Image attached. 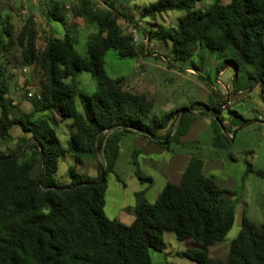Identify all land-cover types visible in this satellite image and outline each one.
<instances>
[{
	"label": "trees",
	"instance_id": "16d2710c",
	"mask_svg": "<svg viewBox=\"0 0 264 264\" xmlns=\"http://www.w3.org/2000/svg\"><path fill=\"white\" fill-rule=\"evenodd\" d=\"M96 1L81 0L73 13L97 26V34L87 43V57L76 52L66 13L58 4L48 20L64 26L63 39L50 38L40 52L35 26L30 23L18 37L23 63L38 65L45 77L44 90L31 103L32 113L13 115L5 100L7 87L0 84V141L10 140L11 130L19 127L26 136L23 146L28 145L19 157L7 159L12 155L0 154V264H151L150 251L163 249L166 233L178 240L192 238L201 247L180 254L183 258L195 264H214L209 248L221 243L235 224V203L226 197L235 193L205 176L199 157L192 156L181 183L166 185L154 204L147 202L143 192L137 193L135 221L130 226L105 215L108 183L93 184L101 179L100 169L96 180L77 172L78 166L102 154L107 176L113 174L124 136L142 134L151 141L153 137L164 141L166 136L159 134L168 131L175 119L174 113L152 117V106L144 95L128 91L122 79L107 75L109 51L123 59H138L143 52L132 36L124 35L114 7L98 11ZM201 1L159 0L145 8V18L171 11L185 13L176 29L160 27L149 38L170 42L177 63L189 62L198 48L219 53L224 59L219 73L233 68L234 84L241 70L250 69L248 81L260 87L264 100V0H229L226 5L214 0L206 11L196 10ZM5 35L12 37L10 28ZM83 72L96 82L97 91L91 96L81 92L75 79ZM55 110L75 130L67 148L57 137L53 120L36 119V115ZM194 111L183 114L171 142L188 133L197 118L191 114ZM213 111L221 113L220 109ZM212 126L213 146L226 150L231 139L215 120ZM67 155L74 159L68 169L71 181L61 185L56 177ZM254 172L248 163L247 174ZM226 264H264V225L258 227L243 216L242 230L231 243Z\"/></svg>",
	"mask_w": 264,
	"mask_h": 264
},
{
	"label": "rangeland",
	"instance_id": "374dc122",
	"mask_svg": "<svg viewBox=\"0 0 264 264\" xmlns=\"http://www.w3.org/2000/svg\"><path fill=\"white\" fill-rule=\"evenodd\" d=\"M157 1L97 0L94 5L98 11H108L109 7H114L124 35L132 36L134 44L143 52L138 59H123L117 52L109 51L105 57L107 75L112 79H122L130 92L144 95L152 106V117L162 118L170 113L175 114L169 130L159 134L161 138L171 135L168 144L170 152H165V147L156 149V146H147L145 138L137 134L123 137L115 173L107 176L104 212L108 218H116L121 209L136 206L135 195L141 192H145L147 201L153 204L163 188L172 182L166 166L173 157L196 155L204 162L205 176L216 180L222 189L235 193L233 197L226 195L235 203V224L221 243L209 248V257L214 264H226L231 243L242 230L243 216L246 215L258 227L264 225V100L260 87L248 81L250 69L241 70L234 84L233 68L227 69L220 76L219 70L224 59L219 53L198 48L189 62L177 63L171 56L170 42L149 38L150 33L160 27L176 29L179 20L185 16L184 12L171 11L145 18L144 9ZM213 2L202 0L195 9L206 11ZM222 3L226 5L229 0H222ZM55 4L66 13L67 29L74 40L76 52L81 57H87V43L97 34V26L73 15L81 5V0H0V84L7 87L5 100L13 115L32 113L31 103L41 95L45 86V77L40 67L23 63V50L18 46V37L30 23L35 26L36 45L40 52L46 48L50 38L63 39L66 32L64 26L48 20V14ZM34 17L36 22L33 21ZM8 28L12 31L10 38L5 35ZM9 43H12L11 46ZM75 79L85 95L91 96L97 91L96 82L90 74L83 72ZM66 83H70V80ZM228 89L231 97H227ZM229 101L231 106L227 104ZM215 108L221 110L219 115L213 111ZM77 109L82 112L80 100H77ZM190 109L195 110L199 116L209 115L210 119L206 117L200 122L204 128L200 129L196 143L181 147L171 141L183 114ZM50 117L56 120L54 123L51 121L56 135L62 146L67 148L74 132L72 122L63 121L58 110ZM214 120L224 135L232 138L226 150L213 146ZM24 137L22 130L14 127L11 139L0 141V154L19 157L25 153L28 145L23 146ZM30 137L27 136V139ZM88 163L98 168L100 164L105 167L103 155L98 154L95 161H86L77 167L78 174L88 173ZM248 163L253 166L254 173L247 174ZM72 166L74 159L71 155L59 163L56 177L59 184L70 183L68 169ZM116 174L119 181L116 180ZM140 177L150 181L143 182ZM200 248L192 238L178 240L174 234L166 233L163 249L150 251L151 264H195L180 254Z\"/></svg>",
	"mask_w": 264,
	"mask_h": 264
},
{
	"label": "crops",
	"instance_id": "0c3cea01",
	"mask_svg": "<svg viewBox=\"0 0 264 264\" xmlns=\"http://www.w3.org/2000/svg\"><path fill=\"white\" fill-rule=\"evenodd\" d=\"M100 1V0H98ZM51 26V25H50ZM57 39H59L58 37H56ZM38 49V48H37ZM227 69H232L231 67L227 68ZM224 70L220 73V76L224 75L225 74V71ZM80 87V86H79ZM81 90V89H80ZM130 91V90H128ZM82 92V91H81ZM83 93V92H82ZM134 93V92H132ZM242 93V92H241ZM227 97H231V92H230V89H228V95ZM15 104V103H14ZM31 108L32 105H31ZM193 115L195 116H198L196 118V121L193 123V125L191 126L190 130L188 131V133L185 135V136H182L181 138H179L178 142H177V145L181 146V147H185L187 146L188 144H192V143H196L197 141V137L200 133V129H203L204 128V124H200V122L202 121V119H205L207 117V119H210V116L209 115H198L196 114V112L193 113ZM51 113H44V114H39V115H36V119H50L51 117ZM211 124V123H209ZM208 124V125H209ZM201 126V128H200ZM54 127V126H53ZM56 127V126H55ZM72 127V126H71ZM73 128V127H72ZM55 129V128H54ZM74 129V128H73ZM56 132V131H55ZM75 132V130H74ZM73 132V133H74ZM72 133V134H73ZM137 135H140V136H143L145 139V143L147 146H156V149H159L160 147L164 148V151L165 152H170V148H166V146H162L160 144V140L159 139H156L153 141L150 140V138L142 135V134H137ZM122 141V140H121ZM121 150V149H120ZM163 150V149H162ZM120 156V155H119ZM192 156L193 155H175L173 157V159L170 161V163L166 166V172H167V175L169 177V180L172 181L168 184H174V185H179L181 183V179H182V176L184 175L188 165L190 164V161L192 159ZM119 159V158H118ZM118 161V160H117ZM86 161L83 163L85 164ZM117 163V162H116ZM90 164V168L88 170V173L86 172L83 176H86L92 180H96L99 176V168L96 167L95 165L91 164V163H88ZM82 166V165H80ZM78 166V167H80ZM115 167H116V164H115ZM205 170V165H204V169H203V172ZM114 173H115V168H114ZM205 175V174H204ZM120 178L118 177V175L116 174V180L119 181ZM216 181V180H215ZM217 182V181H216ZM167 184V185H168ZM108 186V185H107ZM166 187V186H165ZM164 187V188H165ZM163 188V190H164ZM162 190V191H163ZM144 193V196H145V199H146V194L145 192ZM162 193V192H161ZM160 193V194H161ZM160 196V195H159ZM159 196L157 197V199L155 200V202L158 200ZM105 199H106V196H105ZM147 200V199H146ZM148 202V201H147ZM154 202V203H155ZM149 203V202H148ZM153 203V204H154ZM135 207H132V206H129L127 208H123L121 209L120 213H118V216L114 219H110V220H116L124 225H127V226H130L134 221H135Z\"/></svg>",
	"mask_w": 264,
	"mask_h": 264
},
{
	"label": "water",
	"instance_id": "95a60500",
	"mask_svg": "<svg viewBox=\"0 0 264 264\" xmlns=\"http://www.w3.org/2000/svg\"><path fill=\"white\" fill-rule=\"evenodd\" d=\"M185 112H187V111H185ZM191 114H193V113H191ZM236 132L237 131H235L234 135L236 134ZM170 138H171V135L169 134L163 142H160V144L162 146H167L169 144ZM152 139L156 140L157 138H154L153 137ZM15 157H16V155H12V156L8 157L7 159H12V158H15ZM41 163H42V157H41ZM99 169H100V173H101V175H100L101 179H100V181L94 182L93 183L94 185L102 184V183H104V182L107 181V171H106V168L102 164H100Z\"/></svg>",
	"mask_w": 264,
	"mask_h": 264
},
{
	"label": "built area",
	"instance_id": "2783aa9c",
	"mask_svg": "<svg viewBox=\"0 0 264 264\" xmlns=\"http://www.w3.org/2000/svg\"><path fill=\"white\" fill-rule=\"evenodd\" d=\"M33 21H35V22H36V21H37V19L34 17V18H33ZM29 96L31 97L32 95H31V94H29ZM227 104L231 106V102H230V101H229ZM223 108H224V107H223Z\"/></svg>",
	"mask_w": 264,
	"mask_h": 264
}]
</instances>
